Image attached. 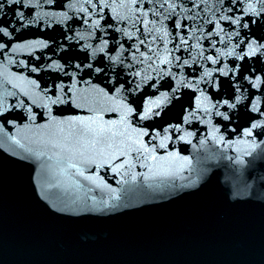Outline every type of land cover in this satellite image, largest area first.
Instances as JSON below:
<instances>
[{
    "label": "water",
    "instance_id": "1",
    "mask_svg": "<svg viewBox=\"0 0 264 264\" xmlns=\"http://www.w3.org/2000/svg\"><path fill=\"white\" fill-rule=\"evenodd\" d=\"M68 2L56 7L45 0H32V7L25 10V28L9 45L8 55L0 57V103L4 107L16 104L19 108L18 101H26L40 111L47 103L43 89L51 87L58 73L49 69L32 72L31 68L52 61L64 64L60 57L69 43L63 40L65 34L74 37L71 43L81 60L86 54L81 46L94 44L85 31L88 25L78 23L87 15L77 11L83 0H70L76 5L73 8ZM206 2L208 7L200 16L212 23L204 27L223 25L218 20L220 6L213 8L214 0ZM107 11L111 16L124 14L120 7ZM236 39L227 48L224 44L216 47L222 53L230 51ZM41 41L48 47H42ZM191 42L195 44V40ZM57 44L63 47L57 48ZM201 44L207 47L205 40ZM199 50L193 49L192 56ZM220 59L231 65L233 57L221 55ZM147 71L151 73V69ZM154 75L151 73L152 78ZM101 88L107 91L103 78L93 75L90 84L80 83L75 91L87 104L99 103L123 116L126 100L98 96ZM189 91L178 90L180 103L164 100L159 94L145 97V107L161 115L139 124L175 123L181 104L187 107ZM142 95L140 92L135 98ZM238 108L240 113L244 111L242 105ZM87 123L97 127L92 121ZM224 123L220 117L198 114L182 141L163 140L176 159L152 153L159 158L153 161L149 155L142 160L147 167L133 165L115 180L109 174L110 188L99 177L93 178L97 187L77 174L84 171L82 154L91 149L86 141H65L68 125L63 132L56 123L38 127L20 121L0 126V264H264V136L237 135L232 129L242 123L240 119L227 132ZM135 124L134 116L123 122L116 117L109 123L121 147L136 142L140 129ZM145 139L141 136L138 143ZM113 197L112 206L106 208L103 201Z\"/></svg>",
    "mask_w": 264,
    "mask_h": 264
},
{
    "label": "snow or ice",
    "instance_id": "2",
    "mask_svg": "<svg viewBox=\"0 0 264 264\" xmlns=\"http://www.w3.org/2000/svg\"><path fill=\"white\" fill-rule=\"evenodd\" d=\"M45 2L56 7L65 5V0ZM215 5L220 6L218 20L224 24L216 23L206 29L204 24L212 23L200 16V12L208 7L206 0H120L119 3L117 0H83L77 11L87 15L81 16L78 23L88 25L85 31L89 38L94 39V44L81 46L86 51L81 60L71 43L74 37L65 34L63 40L69 43L60 57L64 64L52 61L50 64H35L31 68L32 72L49 69L58 73L51 87L45 85L43 89L47 103L40 106V111L26 101H18L19 108L16 104L4 107L0 103V126L20 121L38 127L56 123L63 132L64 125H68L65 141L75 144L86 141L91 149L89 154H82L84 171L77 174L93 184H96L93 178L99 177L109 188V174L115 180L122 170H130L133 165L147 167L141 163L142 160H147L149 155L153 161L159 158L152 153H163L167 160L176 159L169 154L163 140L175 138L177 142L182 141L187 126L198 114L222 118L226 122L223 124L225 132L236 119H240L242 123L232 129L237 135L264 136V107H261L264 101V0H214L213 8ZM67 6L76 7L70 0ZM31 7L32 0L0 2V57L8 55L9 45L25 28V10ZM116 7L123 8L124 14L109 15L107 10L114 11ZM28 16H32L31 11H28ZM198 20L204 22L197 23ZM73 21L77 22L75 17ZM225 27L228 32H225ZM234 37L238 39L230 51L222 53L216 47L217 44H224L227 48ZM193 40L195 44L191 42ZM201 40L206 41V48ZM40 44L48 47L46 42L41 41ZM56 47L63 45L57 44ZM197 47L200 50L192 56V50ZM236 48H239L238 52ZM221 55L232 56L231 65L222 63ZM48 59L51 60V57ZM73 60L80 62L73 64ZM208 64L213 67H206ZM188 68L192 71L186 72ZM148 69L155 74L154 78ZM93 75L102 77L107 88V91L101 88L98 96L112 95L126 100L123 116L116 109L100 106L99 103L95 106L87 104L76 93V86L90 84ZM85 76L89 79H84ZM178 76L184 78L177 79ZM162 89L167 91L162 92ZM179 89L190 90L187 93L189 101L187 107L181 104L175 123L139 124L141 120L161 115L160 111L145 107V97L159 94L164 100L180 103ZM140 92L143 95L137 100L135 97ZM193 101L197 102L195 106ZM243 101L247 102L242 104ZM238 105H242V113ZM159 107L157 104L156 108ZM128 116L136 118L134 127H138L140 132L136 142L121 147L109 123L116 117L123 122ZM105 117H108L107 121ZM88 121L96 123L97 127H89ZM141 136L146 138L142 144L138 143ZM156 137H161V140L157 141ZM169 147L175 151L174 145ZM236 162L244 166L243 161ZM85 171L89 173L87 176ZM116 182L119 183L118 180ZM96 186L99 187V184ZM114 199L103 201L104 206L111 207Z\"/></svg>",
    "mask_w": 264,
    "mask_h": 264
}]
</instances>
